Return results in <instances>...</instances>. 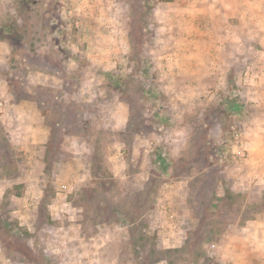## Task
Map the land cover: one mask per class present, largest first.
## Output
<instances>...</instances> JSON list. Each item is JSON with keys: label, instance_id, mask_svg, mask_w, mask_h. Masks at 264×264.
<instances>
[{"label": "rangeland", "instance_id": "obj_1", "mask_svg": "<svg viewBox=\"0 0 264 264\" xmlns=\"http://www.w3.org/2000/svg\"><path fill=\"white\" fill-rule=\"evenodd\" d=\"M248 5L0 0V77L51 128L29 152L0 120V264H264Z\"/></svg>", "mask_w": 264, "mask_h": 264}, {"label": "crops", "instance_id": "obj_2", "mask_svg": "<svg viewBox=\"0 0 264 264\" xmlns=\"http://www.w3.org/2000/svg\"><path fill=\"white\" fill-rule=\"evenodd\" d=\"M243 2L249 4L250 9L245 6L247 9L245 12L243 10L241 15H235L238 19L231 18V22H228V31L230 32L229 35L233 36L239 27L245 28L247 33L252 34L254 38H252L253 43L243 40L239 52L249 57L244 59L248 60L246 67L249 68L250 74H248V71L244 74L246 79L248 77L249 81L256 85V96L254 98L258 100L257 113L263 117L259 129L262 128V131H264V6L255 5L250 0H243ZM252 4L256 7L253 8ZM228 51L233 54L238 49ZM39 74L41 75L31 76L30 81L44 85L55 84L53 81H48L42 72H39ZM260 93L263 95L261 96ZM38 105L37 100L29 98H20L13 101L9 92L8 80L0 77V106H2L0 120L4 125L7 136L19 149L36 153L45 148L51 135V128L45 123Z\"/></svg>", "mask_w": 264, "mask_h": 264}]
</instances>
